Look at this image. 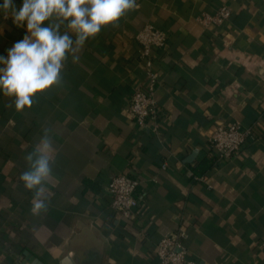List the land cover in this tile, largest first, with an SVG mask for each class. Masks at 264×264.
I'll list each match as a JSON object with an SVG mask.
<instances>
[{"label":"crops","instance_id":"obj_1","mask_svg":"<svg viewBox=\"0 0 264 264\" xmlns=\"http://www.w3.org/2000/svg\"><path fill=\"white\" fill-rule=\"evenodd\" d=\"M137 4L78 63L69 57L62 85L31 109L6 108L0 94V264H21L26 252L43 264H159L157 244L179 227L201 264H264V0ZM223 4L231 18L204 26L202 14ZM148 22L169 34L154 52L158 133L139 128L128 107L146 78L135 36ZM22 35L0 17V54ZM235 121L253 136L219 160L210 137ZM43 127L56 130L55 164L49 209L35 216L19 176ZM120 173L141 180L134 219L111 206L107 186Z\"/></svg>","mask_w":264,"mask_h":264},{"label":"clouds","instance_id":"obj_2","mask_svg":"<svg viewBox=\"0 0 264 264\" xmlns=\"http://www.w3.org/2000/svg\"><path fill=\"white\" fill-rule=\"evenodd\" d=\"M137 7V0H2L0 17L23 30L6 55L0 54V94L9 98L5 107L31 109L38 94L62 85L69 57L78 63L89 40ZM55 134L53 127H43L24 155L26 168L19 179L32 192L35 216L46 213L51 202Z\"/></svg>","mask_w":264,"mask_h":264},{"label":"built area","instance_id":"obj_3","mask_svg":"<svg viewBox=\"0 0 264 264\" xmlns=\"http://www.w3.org/2000/svg\"><path fill=\"white\" fill-rule=\"evenodd\" d=\"M231 16L232 11L223 4L216 13H204L199 19L206 27L222 26ZM135 39L140 45L146 78L135 82L128 107L139 128L158 133L161 109L156 92L160 84V74L154 66V52L166 49L169 34L166 30L148 22L138 30ZM252 136L253 128L239 121L219 125L210 137V147L219 160H228L237 156ZM140 185L139 178L120 173L115 175L107 186L112 199V208L125 219H134L139 211L141 202L137 190ZM186 236V230L179 227L161 238L155 250L159 264H201L190 258L183 243Z\"/></svg>","mask_w":264,"mask_h":264},{"label":"water","instance_id":"obj_4","mask_svg":"<svg viewBox=\"0 0 264 264\" xmlns=\"http://www.w3.org/2000/svg\"><path fill=\"white\" fill-rule=\"evenodd\" d=\"M26 260L23 261L21 264H28V262H30V264H43L42 261H40L38 258H36L35 256H33L31 253L26 252Z\"/></svg>","mask_w":264,"mask_h":264}]
</instances>
